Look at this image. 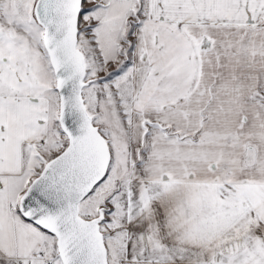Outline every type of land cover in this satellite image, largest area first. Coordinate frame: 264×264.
I'll list each match as a JSON object with an SVG mask.
<instances>
[{
    "label": "snow or ice",
    "instance_id": "6c2138e0",
    "mask_svg": "<svg viewBox=\"0 0 264 264\" xmlns=\"http://www.w3.org/2000/svg\"><path fill=\"white\" fill-rule=\"evenodd\" d=\"M0 264H264V0H0Z\"/></svg>",
    "mask_w": 264,
    "mask_h": 264
}]
</instances>
